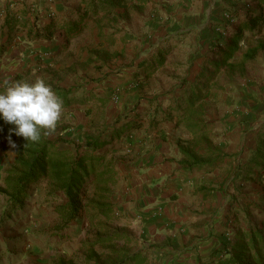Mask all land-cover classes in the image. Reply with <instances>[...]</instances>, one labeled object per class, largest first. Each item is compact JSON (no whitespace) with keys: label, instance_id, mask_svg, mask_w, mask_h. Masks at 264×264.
I'll return each instance as SVG.
<instances>
[{"label":"rangeland","instance_id":"rangeland-1","mask_svg":"<svg viewBox=\"0 0 264 264\" xmlns=\"http://www.w3.org/2000/svg\"><path fill=\"white\" fill-rule=\"evenodd\" d=\"M71 1L68 12L83 8L80 0ZM146 2L131 0L123 9L86 18L76 39L54 49L39 68L26 62L25 73L12 77L29 83L42 77L54 92L78 91L79 99L63 109L55 132L41 136L72 155L84 152L85 136L99 137L106 145L93 155L104 156L97 172L105 174L92 176L94 184L82 194L89 205L67 225L55 212L62 200L48 196L46 182L30 187L24 208L3 222L7 198L0 195V264H115L134 252L146 256L148 264H211L249 224L262 225L264 173L244 180L243 165L258 134L253 135L252 115L264 109V45H258L264 24L257 33H244L240 50L223 60L226 47L220 48L215 37L203 50L162 44L143 18ZM60 13L64 16L65 9ZM225 36L221 39L229 43ZM248 51L254 57L245 60ZM161 53L167 60L162 67ZM200 74L208 84L190 113L185 91ZM3 78L0 74V93ZM257 101L263 104L253 106ZM181 148L216 162L186 170L179 164ZM16 156V147L0 140V187ZM182 172L199 180L195 188L186 187L192 185L183 182ZM144 184L157 198L149 208L142 206L148 197ZM180 186L184 191H176ZM100 204L106 205L103 210ZM152 207L155 220L143 215Z\"/></svg>","mask_w":264,"mask_h":264},{"label":"trees","instance_id":"trees-1","mask_svg":"<svg viewBox=\"0 0 264 264\" xmlns=\"http://www.w3.org/2000/svg\"><path fill=\"white\" fill-rule=\"evenodd\" d=\"M131 0H84L83 13L79 14L80 20H85L89 16H98L102 13H110L125 8ZM138 3L144 0H137ZM264 6V0H259ZM14 26V20L7 21V24ZM264 24V15L250 18L242 23L239 31L224 52V60H228L237 51L238 41L242 37V30H253L257 25ZM84 26V23H83ZM54 24L49 22L45 30H36L34 37L49 39L52 36ZM80 28L70 26L66 34L72 36ZM250 54V53H249ZM158 57L160 64L163 63L164 55ZM204 74H200L198 79L189 85L186 89L185 97L188 104V110L191 113L200 99L204 96V90L208 84L204 85ZM207 80V78H206ZM78 92V91H77ZM72 90L56 89L55 93L63 101V109L69 108L76 99L77 94ZM85 98L86 97H81ZM84 102V101H82ZM182 107H180L181 109ZM133 124H124L114 130V135L119 136L122 132L128 130ZM135 126V124H134ZM139 128L140 125H137ZM264 127V125H263ZM194 132V127H188ZM198 134V133H195ZM16 143L17 156L14 164L8 171L5 178V187H0V195L7 198V205L4 210L1 222L9 219L12 214L22 210L25 202L30 198L29 188L36 187L41 182H46L48 196L56 200L60 198L61 204L55 207V212L62 219L64 225L76 220L87 204L83 203L82 194L87 186L94 184L95 177L98 173V167L103 164L104 156L102 154L93 155L98 149L106 145L100 141L99 137L85 136L83 145L84 152L72 155L67 150H60L56 145L44 139L37 143L27 142L24 138L15 135V126L5 123L0 119V140ZM184 156L179 164L186 170L201 168L205 165H213L216 161L205 160L188 149H180ZM246 169L244 180L258 179L264 173V131L257 134L255 148L250 158L243 165ZM239 169V168H238ZM105 172L98 173L97 177H103ZM104 183V182H103ZM106 205L100 204L98 208L103 210ZM107 215V212H104ZM223 250L219 249L215 253L211 264H264V221L261 226L255 223L248 225L246 230L236 235V242L231 245L224 244ZM210 260V259H209ZM115 264H148L147 257L140 252L126 254Z\"/></svg>","mask_w":264,"mask_h":264},{"label":"crops","instance_id":"crops-1","mask_svg":"<svg viewBox=\"0 0 264 264\" xmlns=\"http://www.w3.org/2000/svg\"><path fill=\"white\" fill-rule=\"evenodd\" d=\"M80 1L83 3L84 0ZM147 1L148 2L144 4L145 14L143 18L147 20L150 34L152 33L153 35H156L158 40L162 41V44L164 45L168 43L173 45L178 44L180 48L184 47L185 51L189 49H197L199 46L203 50L208 45L215 44L214 41H209L211 38L213 40L214 37V40L217 39L220 41V48L224 49V47H226V49H224L226 51L228 49L227 47L233 43L234 37L244 21L259 15H264V6L259 2V0ZM71 3V0H0V74L1 76L4 75L3 79L12 81V77L14 74L17 75V72L25 73L24 65L26 62L33 65L32 69L36 66L38 67L39 64L44 63L45 59L52 58L53 54L56 53L54 52V49H63L64 46H67L68 42L76 39L77 35L83 30L81 27L83 20L79 19V14L83 13L84 10L81 8L80 10H77L76 13L74 10H70L68 12V9H72L74 6ZM229 6L231 7V10H238L236 14L235 12L228 10ZM64 9L66 14L63 16L60 11ZM227 13H230L231 16L233 15L232 21L226 19L225 15ZM11 19L14 20V26L13 23L7 24V21ZM49 22L54 24L51 38H35V31L45 30ZM83 22L85 25L87 20ZM214 25L223 28L224 31L226 30L224 34H219L217 30L216 32L211 31V28ZM259 25H257L253 30H242V37L238 41V46L241 42H243V34L247 31L257 33V30L263 26L262 24ZM70 26L80 28L78 32L73 34L71 37L66 34L67 28ZM222 36L229 38V40L231 39L229 43H224L221 39ZM259 37L260 40H264L263 30L261 31V36ZM262 40L259 41L258 45H264ZM156 48H159V46L157 45ZM237 50L240 49L237 48ZM252 52L254 51H250V54ZM248 54L249 51L244 53L243 56L245 60L251 57L250 54L249 56ZM253 57L254 56L251 58ZM164 60L165 61L161 64V67L165 65V62L167 61L166 59ZM261 96H264V94ZM262 102L259 101V104H263ZM259 104L257 101L253 103V106H260ZM254 115L255 114L252 115V118L256 120V122L252 127V130L254 131L253 135L255 137L258 132L264 131V109L262 110V113ZM254 137L253 139H255ZM255 144L256 141H254L252 147H254ZM252 150L254 149L252 148ZM182 175L183 182L192 185L191 187L186 185L188 189L195 188L197 183H199V180L192 181L195 177H191L190 173L182 172ZM190 181H192V183H196L192 184ZM202 186H205V184ZM180 187L182 189L176 191H184L185 186ZM142 188H145L142 190L146 191L145 193L148 195V197L142 199V206L143 208L146 206L149 208L151 206L150 204H155L157 201L156 197L152 198L154 188H150L147 184L142 185ZM203 196L204 194L200 195V198H203ZM174 203L175 202H173V204ZM126 207L129 208L128 206ZM125 209L126 208L124 207L122 210ZM146 211H148V213L143 214L144 217H148L150 213V215H154V217H152L153 220L157 218L155 216L154 207L151 209H145V212ZM146 222L147 220H144V223ZM151 225L152 223L147 224L148 230ZM160 227L161 226H158V228Z\"/></svg>","mask_w":264,"mask_h":264},{"label":"clouds","instance_id":"clouds-1","mask_svg":"<svg viewBox=\"0 0 264 264\" xmlns=\"http://www.w3.org/2000/svg\"><path fill=\"white\" fill-rule=\"evenodd\" d=\"M0 93V119L15 126V135L37 143L41 134L55 132L63 113V101L42 77L33 82L5 81ZM9 145L15 144L9 139Z\"/></svg>","mask_w":264,"mask_h":264},{"label":"built area","instance_id":"built-area-1","mask_svg":"<svg viewBox=\"0 0 264 264\" xmlns=\"http://www.w3.org/2000/svg\"><path fill=\"white\" fill-rule=\"evenodd\" d=\"M235 1V0H234ZM225 17H226V19H229L230 20V18H231V15H230V13H227L226 15H225ZM233 19H231L230 21H232ZM216 30H217V32H219L220 34H224V30H223V28H221V27H217L216 28Z\"/></svg>","mask_w":264,"mask_h":264}]
</instances>
